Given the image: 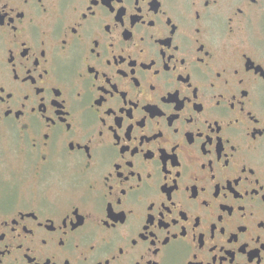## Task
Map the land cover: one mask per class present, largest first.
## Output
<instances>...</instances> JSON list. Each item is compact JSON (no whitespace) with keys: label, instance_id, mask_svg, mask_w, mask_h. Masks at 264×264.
Returning a JSON list of instances; mask_svg holds the SVG:
<instances>
[{"label":"flooded vegetation","instance_id":"obj_1","mask_svg":"<svg viewBox=\"0 0 264 264\" xmlns=\"http://www.w3.org/2000/svg\"><path fill=\"white\" fill-rule=\"evenodd\" d=\"M0 89V264H264V0H0Z\"/></svg>","mask_w":264,"mask_h":264},{"label":"snow or ice","instance_id":"obj_2","mask_svg":"<svg viewBox=\"0 0 264 264\" xmlns=\"http://www.w3.org/2000/svg\"><path fill=\"white\" fill-rule=\"evenodd\" d=\"M199 15V13H197ZM0 92H2V89H0ZM177 175H179V173H177ZM63 243V241H61ZM120 251H123V248L120 249Z\"/></svg>","mask_w":264,"mask_h":264}]
</instances>
